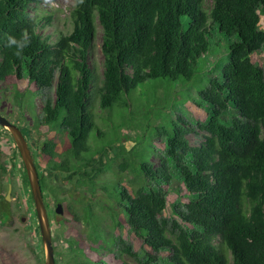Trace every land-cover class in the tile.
Here are the masks:
<instances>
[{
	"label": "trees",
	"instance_id": "16d2710c",
	"mask_svg": "<svg viewBox=\"0 0 264 264\" xmlns=\"http://www.w3.org/2000/svg\"><path fill=\"white\" fill-rule=\"evenodd\" d=\"M39 2L0 0V82L26 79L41 94L53 91L44 98L39 125L64 133L70 146L58 156L54 141L45 140L33 153L47 156V171L67 174L66 182L72 177L92 182L105 171L102 151L111 149L98 150L95 160L89 147L90 137L104 136L95 123L93 101L103 121L104 111L114 106L124 115L131 113L139 96L155 102L144 91L166 88L179 79H199V62L206 65L216 54L211 37L225 41L227 62L220 77H208L201 89L196 86L193 103L206 111L205 120L192 125L175 115L173 97L170 106L161 107L159 123L152 127L164 148L138 152L132 165L124 157L118 169L124 173L129 168L137 186L130 192L125 183L103 184L100 190L113 206L99 207L114 223L113 213H120L128 231L149 249L142 261L131 245L116 237L115 252L110 251L119 258L126 255L139 264H264V71L251 60L264 45V0H212L208 13L202 0H75L68 34L39 31L52 20L51 15L31 14ZM96 23L102 55L98 86L87 62ZM24 31L31 42L17 58L14 49L5 47L6 37ZM142 107L148 120L153 110ZM189 135L202 140L192 145ZM173 169L188 202L176 200L175 218L169 221L164 215L169 194L164 187L171 185ZM24 178L28 183L26 173ZM39 181L46 200L40 175ZM71 216L76 233L79 224L91 225L95 232L90 206L84 204L81 215ZM89 240L81 233L67 240L64 264H104L101 259L89 261L84 252L104 250L106 243L90 235Z\"/></svg>",
	"mask_w": 264,
	"mask_h": 264
},
{
	"label": "rangeland",
	"instance_id": "374dc122",
	"mask_svg": "<svg viewBox=\"0 0 264 264\" xmlns=\"http://www.w3.org/2000/svg\"><path fill=\"white\" fill-rule=\"evenodd\" d=\"M39 1L38 6L33 9L31 14L51 15L52 17L51 24L44 30L40 28L39 31L44 34L60 32L68 34L72 30L71 12L75 6V0ZM211 6L212 0H202V9L205 12L208 13ZM260 27L264 30V15L260 16ZM100 44L101 29L96 23V36L93 47L88 54L87 62L94 73L95 85L97 84V86L100 85L99 80L102 70ZM210 45L213 48V53L216 54L212 55L210 59H206V61L208 60L206 65L199 62L200 67L197 70V75H195L200 74L201 77L198 79L195 76L197 79L188 83L180 82L179 79L175 81L176 83H164L167 85L166 88L165 85H158L156 90L150 89L148 92H143L149 98L155 99V102H151L150 99L143 100V97L139 96L130 107L131 113L125 112L124 115L114 106L106 112L104 111L106 120L103 121L97 117L100 113L99 104L96 100L93 101L92 108L95 123L100 132L104 133V136L100 140L94 138V136L90 137V151L96 160L97 155L100 153L98 150L103 147L111 150L108 153L102 151L103 163L106 168L92 182L89 180L82 181L78 177H72L69 182H66L67 174L56 170L47 171L49 158L33 153L34 150L30 147L38 175H40L43 185L47 187L45 191L46 200L44 196L43 199L50 222L55 264H64L66 260L65 251L68 247L67 240L76 239L78 233H81L88 242L90 241V235L99 243H102V241L106 243L107 247L99 252L93 253L87 249L85 250V256L89 261L101 259L104 264H139L134 258L126 255L121 258L114 255L115 248H113L112 242L116 237H120L125 243L131 245L133 251L139 254L140 260H144V253L149 252V249L144 247L142 242L128 231L123 216L120 213H113L114 223L107 216V211L100 209V203L113 206V203L100 188L103 184L121 182L128 185L131 188L130 192H133L138 183L134 179V174L131 173L129 168L126 172L121 173L118 167L124 157H128L129 163L132 165V161L136 162L138 152L150 153L151 151H161L164 148L163 140L152 134V127L159 123L163 113L161 107L170 106L174 100L173 97L176 99L172 106L175 115H182L192 125L205 120L206 111L197 108L193 103V99L196 98V86L200 89L203 88V84L206 83L208 77L219 78L222 66L227 62L225 54L227 45L225 41L212 36ZM251 60L257 66L262 67L264 71V45L261 47V52L253 55ZM215 65L217 66L216 71L213 70ZM179 82L182 84L181 86ZM171 90L172 93H175L172 96ZM169 93L170 96H168ZM47 95L53 96V91L50 90L41 94L30 86L26 79L17 81L14 77H9L4 82H0V114L17 125L27 142L29 144L34 143L36 148L45 140L54 141L56 144L55 152L59 156L68 151L70 146L68 138L60 131L39 125L42 117L41 108ZM89 98L90 102H88L91 104V94H89ZM142 104L153 110L148 120L144 118ZM108 115L110 120L107 118ZM197 134L204 135L200 131H197ZM188 139L192 145H196L202 140V137L189 135ZM16 150V145L9 132L0 127V264H43L44 247L38 230L33 202L30 201L29 185L24 178L23 162L18 150ZM58 159L56 157L53 161ZM150 159L154 164L157 163L153 155ZM172 174L171 185L168 188L167 186L164 187L169 193L167 207L164 212L169 221L175 218L172 206L176 200L181 203L188 202V195L181 187L175 169L172 170ZM8 182L11 185V191L10 200L6 201ZM93 187L97 191L93 192ZM55 203L62 205V216H57L54 213ZM84 204L90 206L92 215L95 216V232H92L91 225L87 226L86 224L78 225V233L72 228L73 218L71 215H81ZM3 213L8 215L6 220H2ZM22 218H24V221H21ZM160 256L165 257V254Z\"/></svg>",
	"mask_w": 264,
	"mask_h": 264
},
{
	"label": "water",
	"instance_id": "95a60500",
	"mask_svg": "<svg viewBox=\"0 0 264 264\" xmlns=\"http://www.w3.org/2000/svg\"><path fill=\"white\" fill-rule=\"evenodd\" d=\"M0 127L9 131L16 145V148L19 152L21 160L23 162V166L26 173L30 194L34 206V212L38 224V230L44 247L43 264H55L51 229H50V222L48 218L47 208L44 203L38 172L30 148L32 147V149H36V146L34 143H30V144L27 143L19 127L8 121L1 114H0ZM10 191H11V185L9 184L5 196L6 201L10 200L9 198ZM54 213L57 216L63 215V207L60 203H57L55 205ZM21 221H24V218H22Z\"/></svg>",
	"mask_w": 264,
	"mask_h": 264
},
{
	"label": "clouds",
	"instance_id": "9594fccd",
	"mask_svg": "<svg viewBox=\"0 0 264 264\" xmlns=\"http://www.w3.org/2000/svg\"><path fill=\"white\" fill-rule=\"evenodd\" d=\"M31 39L27 32H21L19 36L8 35L6 37L5 47L14 49L13 55L17 58L23 56L25 49L30 45Z\"/></svg>",
	"mask_w": 264,
	"mask_h": 264
},
{
	"label": "bare ground",
	"instance_id": "6f19581e",
	"mask_svg": "<svg viewBox=\"0 0 264 264\" xmlns=\"http://www.w3.org/2000/svg\"><path fill=\"white\" fill-rule=\"evenodd\" d=\"M20 129V128H19ZM7 131V130H6ZM9 132V131H8ZM22 132V131H21ZM10 134V133H9ZM23 134V133H22ZM11 136V135H10ZM12 137V136H11ZM24 138H25V136H24ZM25 140H26V138H25ZM27 141V140H26ZM28 143V142H27ZM39 176V175H38Z\"/></svg>",
	"mask_w": 264,
	"mask_h": 264
},
{
	"label": "flooded vegetation",
	"instance_id": "af4514ba",
	"mask_svg": "<svg viewBox=\"0 0 264 264\" xmlns=\"http://www.w3.org/2000/svg\"><path fill=\"white\" fill-rule=\"evenodd\" d=\"M8 181H9V180H8ZM9 184H10V183L8 182V186H9ZM55 204H57V203H55ZM7 217H8V215H7Z\"/></svg>",
	"mask_w": 264,
	"mask_h": 264
}]
</instances>
